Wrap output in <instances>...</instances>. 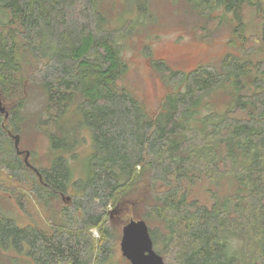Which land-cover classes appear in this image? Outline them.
Here are the masks:
<instances>
[{"label":"trees","instance_id":"1","mask_svg":"<svg viewBox=\"0 0 264 264\" xmlns=\"http://www.w3.org/2000/svg\"><path fill=\"white\" fill-rule=\"evenodd\" d=\"M183 1L234 51L189 72L152 60L170 92L151 112L122 84L99 0H0V189L50 211L45 226L0 215V264H116L111 222L128 213L165 264H264V0ZM29 129L48 166L20 149Z\"/></svg>","mask_w":264,"mask_h":264},{"label":"rangeland","instance_id":"2","mask_svg":"<svg viewBox=\"0 0 264 264\" xmlns=\"http://www.w3.org/2000/svg\"><path fill=\"white\" fill-rule=\"evenodd\" d=\"M100 9L108 22V27L118 31V41L122 45V58L127 63V73L122 81L132 93L151 112H157L170 88L161 75L152 67V60H163L173 70L189 72L202 65H215L227 52L234 51L228 43L230 29L217 22L206 25L195 12L189 10L183 0H149V10L138 12L134 4L126 0H99ZM149 54L151 57H149ZM91 138L83 133L82 142L77 149L79 160L75 164L77 175L81 164L91 150ZM48 142L39 132L26 131L21 138L22 151L33 155L35 166L49 165ZM11 192L0 189V215L14 219L20 226L42 225L50 211H44L33 198L20 206ZM70 202V201H69ZM69 202H56L55 206L68 207ZM116 222H111L112 232L118 238L117 245H111L116 264H128L122 254L120 243L126 217L114 215ZM133 220V219H131ZM90 233L95 241L100 240L98 228ZM130 263V262H129Z\"/></svg>","mask_w":264,"mask_h":264},{"label":"water","instance_id":"3","mask_svg":"<svg viewBox=\"0 0 264 264\" xmlns=\"http://www.w3.org/2000/svg\"><path fill=\"white\" fill-rule=\"evenodd\" d=\"M0 109L4 113L0 99ZM19 151V137L16 138ZM27 153L26 161H28ZM123 256L131 264H165L163 258L155 251L152 236L147 223L143 220H130L122 229L120 243Z\"/></svg>","mask_w":264,"mask_h":264}]
</instances>
